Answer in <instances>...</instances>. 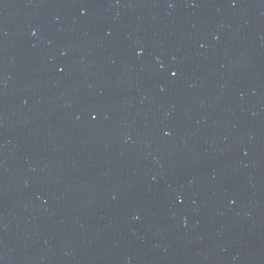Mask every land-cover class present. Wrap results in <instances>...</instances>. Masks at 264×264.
I'll return each mask as SVG.
<instances>
[{
    "label": "water",
    "instance_id": "water-1",
    "mask_svg": "<svg viewBox=\"0 0 264 264\" xmlns=\"http://www.w3.org/2000/svg\"><path fill=\"white\" fill-rule=\"evenodd\" d=\"M0 264H264V0H0Z\"/></svg>",
    "mask_w": 264,
    "mask_h": 264
}]
</instances>
